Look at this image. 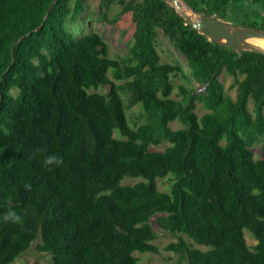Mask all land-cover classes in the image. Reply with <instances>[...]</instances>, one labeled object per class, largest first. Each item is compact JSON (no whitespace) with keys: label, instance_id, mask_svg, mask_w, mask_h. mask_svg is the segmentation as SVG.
I'll return each instance as SVG.
<instances>
[{"label":"trees","instance_id":"trees-1","mask_svg":"<svg viewBox=\"0 0 264 264\" xmlns=\"http://www.w3.org/2000/svg\"><path fill=\"white\" fill-rule=\"evenodd\" d=\"M87 1L0 0V217L14 208L23 218L0 219V264L35 242L52 264H141L135 253H161L157 215L178 236L163 248L179 256L170 264H264V159L253 151L264 142V55L209 40L164 0H99V21L134 23L127 54L113 58L100 34L76 39L67 27ZM182 1L264 30V0ZM113 5L121 10L109 19ZM159 30L186 67L162 63ZM49 154L63 163L45 167ZM166 178L169 193L158 188Z\"/></svg>","mask_w":264,"mask_h":264},{"label":"rangeland","instance_id":"rangeland-1","mask_svg":"<svg viewBox=\"0 0 264 264\" xmlns=\"http://www.w3.org/2000/svg\"><path fill=\"white\" fill-rule=\"evenodd\" d=\"M99 0H88L84 13L75 21L69 22L67 25L68 29L73 32L76 39H80L84 36L90 35L92 33L100 34L105 42L109 46L110 56L113 58H118L125 56L128 52V47L132 41V35L134 32V23L130 15L123 16L117 23H108L99 21L97 16L99 15ZM121 10L119 5H113L108 11V18L113 19ZM157 49L161 55L162 63H174L179 62L184 67H186V59L183 55L179 54L174 46L170 43L168 38L164 35L162 30L158 31L157 38ZM188 71V70H187ZM242 77H239L241 80ZM221 82L224 85L226 96L236 99V88H234L235 79L227 73L221 76ZM183 81L179 78L175 79L174 84L179 86ZM116 84H121L116 82ZM193 85L199 90V85L193 83ZM108 87L100 88L99 93L108 92ZM201 91V89H200ZM13 94L16 96L18 91H14ZM122 97L127 103V95L122 93ZM174 98H179L177 92H175ZM253 103L250 102L249 109L252 110ZM195 112L198 116H203L207 113L205 108L201 103H197ZM140 108L138 106L132 107L128 110V118L132 127L136 126V123H141L139 121ZM172 129H179L183 126L174 122L171 125ZM168 147V143H163L159 147H151L152 151H164ZM255 159H264V142L257 144L254 149ZM140 181V179L126 178L123 181L124 185H133ZM158 188L162 192L169 193L170 183L168 178L158 180ZM158 216V215H157ZM151 219V223L154 227V231L157 235L156 240L153 242L161 249V253L157 254H139L135 253L134 256L139 258L141 264H170L174 263L179 259V256L166 252L163 250L165 246L172 242L178 241V236H173L162 229H160L156 224V217ZM245 238L249 247H253L256 244V240L252 237L251 233L247 230L244 231ZM186 238V236H184ZM187 239V238H186ZM37 242L33 244L31 249L25 253L22 257H19L15 264H52V258L49 254L40 253L37 251ZM199 248L198 246L194 245ZM207 249V248H205Z\"/></svg>","mask_w":264,"mask_h":264},{"label":"water","instance_id":"water-1","mask_svg":"<svg viewBox=\"0 0 264 264\" xmlns=\"http://www.w3.org/2000/svg\"><path fill=\"white\" fill-rule=\"evenodd\" d=\"M164 1L174 7L192 29L209 40L229 47L233 52L246 51L264 55V47L252 42L257 39L264 40V30L218 21L205 14H197L191 9L189 13H186L180 10L178 0Z\"/></svg>","mask_w":264,"mask_h":264},{"label":"clouds","instance_id":"clouds-1","mask_svg":"<svg viewBox=\"0 0 264 264\" xmlns=\"http://www.w3.org/2000/svg\"><path fill=\"white\" fill-rule=\"evenodd\" d=\"M62 163V158L56 154L47 155L43 161V165L45 167L59 166ZM0 219H2L4 222H12L15 224H21L23 222L21 214H19L14 208H9L5 213H3Z\"/></svg>","mask_w":264,"mask_h":264},{"label":"bare ground","instance_id":"bare-ground-1","mask_svg":"<svg viewBox=\"0 0 264 264\" xmlns=\"http://www.w3.org/2000/svg\"><path fill=\"white\" fill-rule=\"evenodd\" d=\"M178 2L180 4L179 6H180L181 11L186 12V13L190 12L189 8L186 6V4L182 0H178ZM252 42L264 47V40L262 39L253 40Z\"/></svg>","mask_w":264,"mask_h":264}]
</instances>
